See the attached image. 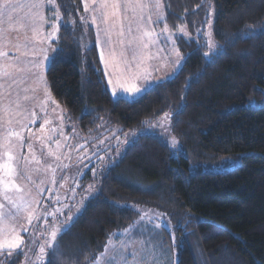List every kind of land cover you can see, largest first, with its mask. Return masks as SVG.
I'll use <instances>...</instances> for the list:
<instances>
[{
	"label": "trees",
	"instance_id": "obj_1",
	"mask_svg": "<svg viewBox=\"0 0 264 264\" xmlns=\"http://www.w3.org/2000/svg\"><path fill=\"white\" fill-rule=\"evenodd\" d=\"M162 1L171 29L198 34L208 3ZM57 4L66 27L46 71L50 93L84 134L111 126L142 133L99 177V193L58 245L63 255L46 249L42 264H89L86 256L98 257L115 231L134 224L131 203L171 218L179 264H264V0H210L219 51L204 57L202 37L179 36L181 70L132 101L112 95L94 29L81 39L73 30L83 0ZM165 112L175 113L180 156L158 134L144 133ZM226 156L239 157V165L225 172L206 167ZM16 258L4 264H22Z\"/></svg>",
	"mask_w": 264,
	"mask_h": 264
},
{
	"label": "rangeland",
	"instance_id": "obj_2",
	"mask_svg": "<svg viewBox=\"0 0 264 264\" xmlns=\"http://www.w3.org/2000/svg\"><path fill=\"white\" fill-rule=\"evenodd\" d=\"M34 2L35 0H14V3L19 7L11 13L13 17L11 24L8 21L7 14L0 17V52L7 53V56H0V69L13 71V67H8L9 65L14 66L16 69L31 68L32 63L39 65L38 68L32 69V71L39 74L35 78H31V73L27 71L14 72L17 77V84L13 85L11 90V100H17L18 94L19 102L23 105V108L18 112L16 105L9 100L7 78L0 74V83L5 85L0 88V145L7 144L5 133L10 128L19 131L24 137L23 142L17 141L15 137L11 138L14 145L11 153L13 155L11 165L16 171L10 179L21 188V191L17 192L15 189L10 188L7 195L17 200L21 195H24L25 199L36 197L39 200L38 204L33 205L35 208L34 216H38L39 219H33L32 223L28 224L27 214L21 213V216L24 217L21 222L28 228V231L19 228L17 231L23 237L24 243L20 248L13 251L11 257L0 255L2 264L8 260V263H10L17 257L14 256L20 252H22L20 256L23 257L22 264H42L44 256L40 255V245L49 238L47 233L53 223L52 215H47V223L45 222V211H54L60 208L62 204L79 206V201L84 196L83 190L89 185H94L96 189H99L98 186L96 187L99 177L102 178V175L107 173L112 163H114V159H118L142 133L138 130L123 132L118 126H111L103 128L98 134H84L76 122L71 119L67 109L54 99L48 87L46 71L54 58L56 43L59 41L62 27H60L55 37H50L51 22L38 21L37 32L34 35L29 18L30 13L37 11L32 7ZM85 2H87L90 9L88 12H85ZM111 2L112 0H109L110 5ZM83 3L84 13L78 19L79 22H75L73 25V30L79 39L88 37L90 26L94 29L97 39L99 34L98 47L100 56L101 52L104 53L102 63L105 66L106 78L111 92L113 93V84L116 83L117 76H119L125 87L135 85V87L141 89L140 92L134 93L125 91L124 87H117V94L114 97L132 101L156 85L175 77L185 61V59L182 61L180 69L173 72V69L176 68L174 49L179 50L181 56L185 58L177 43L179 36L186 38L188 41L191 39L199 41V38L202 37L205 42L216 45L215 52L210 54L219 51V43L216 41L213 32L216 13L214 9L212 15H208V4L205 18L203 17L197 22L200 30L197 35L192 37L187 29L188 35L185 36L179 32V28L173 30L166 23L162 0L159 10L155 9L154 0H120L121 8L117 11L116 16L112 18L115 21V28L112 32L111 39L113 43L110 47L115 53V59H110L109 49L102 46L106 38L104 29L108 25L101 22L99 11H91V9L98 7L97 4H94L92 0H83ZM38 10L40 15L49 18L53 16L55 9L51 6L45 7L42 5ZM107 11H112L111 6ZM160 14L164 18L158 20ZM94 15L96 16L95 24L92 23ZM141 15L145 17L146 21L151 16L152 22H146L143 28L138 31V25L140 24L138 18ZM81 17H84V21H81ZM205 21L211 23L212 27L209 28L208 23H205ZM59 23L63 24L62 16ZM165 23L168 26L167 32L163 31ZM121 24L125 28V36L122 38L117 35ZM129 25L132 28L131 34L127 33ZM145 29L153 32L152 37L144 38L145 42L148 43V48L138 50V59L131 61L133 53L130 48L135 47V44L139 42L135 41L133 45L129 46L127 41L132 36L141 34ZM10 31L13 33H8ZM119 39H123L125 43L119 44L117 42ZM13 43L19 44V49L13 47ZM121 52L124 53L125 58L132 62L133 71L131 73L124 71V65L120 62ZM45 57H49V59L46 60ZM110 80L112 83H109ZM25 95L29 97L27 101L23 99ZM14 112L17 114H13ZM9 120H13L14 123L10 125ZM15 121L19 123H15ZM45 121H48V123H45ZM42 125L43 127H41ZM152 125L158 126H150L144 130V133L158 134L170 147L174 156H180L182 153L181 143L172 130L171 120L162 118ZM126 137L128 143H125ZM173 138L175 146H173ZM56 141L60 142L59 145ZM29 145H31V151ZM3 153L4 148L0 147V163L7 162V156ZM57 156L60 159H56ZM239 162L240 158L237 156H226L211 162L209 165L207 164L206 167L214 172H225L235 168L239 165ZM17 173H23V178L18 177ZM3 179H5L3 171L0 170V180ZM72 189H75L76 196L74 199L69 200L68 198L73 196ZM29 190L31 196L27 195ZM98 193L99 191L94 192L84 201L79 213H76V219L85 209L87 203ZM5 194L4 185L0 183V204L4 205L0 212L5 214L6 221L5 224H0V228L6 227L8 214L16 212V209L5 199ZM57 198H59L60 203H56ZM129 205L138 212V217L130 227L115 231L111 235L109 239L112 242L109 249L110 254H117L118 256L119 253L124 252L127 255L129 264H132L131 252L133 250L132 245L135 243L137 249L141 245L143 246V251L139 255L145 264H175L179 258L180 237L171 218L158 208L135 203ZM75 211L76 208L73 207V212L75 213ZM57 217V223L65 218L59 216L58 213ZM141 217H143L142 220ZM156 225H159V227H156ZM124 245H128L127 249L123 248ZM4 251L7 252L6 249Z\"/></svg>",
	"mask_w": 264,
	"mask_h": 264
},
{
	"label": "snow or ice",
	"instance_id": "obj_3",
	"mask_svg": "<svg viewBox=\"0 0 264 264\" xmlns=\"http://www.w3.org/2000/svg\"><path fill=\"white\" fill-rule=\"evenodd\" d=\"M94 4H97L98 7L91 9L92 12H100V17H101V22L104 23L105 25H108L104 29V35H105V40L103 42V47H107L109 49V58L110 59H115V53L111 49L110 45H112L113 41L111 39L112 37V32L113 29L115 28V21L112 19L113 17L116 16L117 11L121 8V3L120 0H112L111 5L109 4V0H92ZM205 3H208L209 5V12L208 15L211 16L212 12L214 11V6L210 4V0H204ZM45 6V7H54V12L53 16L46 18L45 16L40 15L39 13V8L40 6ZM161 5V0H154V7L156 10H159ZM111 6L112 11L108 12L107 9ZM19 5L14 3V0H0V17L5 16L7 14V18L9 23H12L13 17L11 15L12 12H14ZM33 8L37 9V11L30 13L29 18L31 20L32 24V31L33 34L37 32V22L41 21L44 23L51 22L52 24V31L49 33L50 37H55L56 33L59 31L60 27H66L62 23H59L61 21V13H60V6L57 4V0H35V2L32 5ZM51 10V8H50ZM90 11L88 8L87 2H85V12ZM163 15L160 14L158 16L159 19H163ZM140 24L138 25V31L140 28H143V25L146 22H152L151 21V16L147 18V21L143 15H141L139 18ZM81 21H84V17H81ZM72 24H75V21L71 22ZM92 23H96V16L94 15L92 17ZM205 23H208V27L211 28L212 25L208 21H205ZM23 27V25H21ZM251 28V26H249ZM179 32L183 33L185 36L188 35L186 31V26H181L179 29ZM164 32L168 31V26L165 23L164 27ZM255 31V29H253ZM262 34H264V30H261ZM127 33L131 34L132 33V28L129 25L127 28ZM249 35L252 34V32L248 33ZM118 37L122 38L125 36V28L123 24L120 25L119 31L117 33ZM210 35V33H209ZM153 32L149 30H143L141 34L132 36L131 39L127 41L128 45L131 46L135 41H138L139 43L135 44V47L130 48L132 54L131 61H136L138 59V50L140 49H147L148 48V43L145 42V37H152ZM167 39V37H166ZM119 44H124L125 41L123 39H119L117 41ZM97 43H99V34H98V39ZM206 46L208 47L209 51L204 52L203 55L204 57H209L210 53L215 52L216 50V45L213 43L205 42ZM13 47H16L19 49V44L13 43ZM175 55H176V60L174 61V64L176 65V68L173 69V72H175L177 69H180L182 67V61H184V57L181 56L179 50H175ZM0 56H7V53L0 52ZM121 56V63L124 65V71L127 72H132L133 71V66L132 62H130L127 58L124 57V53H120ZM18 60V58H16ZM45 59H49V57H45ZM101 59H104V53L101 52ZM138 66V65H137ZM8 67H13V71H8V70H3L0 69V74H2L4 77L7 78V87L9 89V100L11 103H14L16 105L17 112L23 108V105L19 102V96L17 94V100L12 101L11 96H12V88L13 85L17 84V77L14 74L15 71H27L31 73V78H35L39 74L37 72L32 71V69L38 68L39 65L36 63L31 64V68L28 69H16L14 66L9 65ZM133 75H135L133 73ZM109 83H112L110 80ZM5 85L4 83H0V88H3ZM117 87H124V90L127 92H134L138 93L141 91L140 88L135 87V85H131L129 87H125L121 81L119 76H117L116 83L113 84V96H116L117 94ZM27 91V90H25ZM25 101L29 99L27 95L23 97ZM183 99V98H182ZM13 114H17L14 112ZM174 112H165L163 119L164 120H171L172 116L174 115ZM8 123L11 125L14 123L13 120H9ZM15 123H19L18 121H15ZM45 123H48V121H45ZM151 127H156L158 125H150ZM43 127V125L41 126ZM145 134H147L145 132ZM15 137L17 141L23 142L24 137L21 135L19 131L12 130L11 128L5 133V140H7V144L0 145V147L4 148V153L3 155L7 156V162L0 163V170L3 171L5 179L0 180V183L4 185L5 189V199L8 200L9 204L12 205L13 208L16 209L15 213H9L7 216V225L4 228H0V255H5L6 257H11L13 255V251L15 249H18L21 247V245L24 243L23 237L19 235V232L17 229L19 228L20 230L23 231H28V228L21 222L24 217L21 216V213H26V219L27 223L31 224L33 219H39L38 216H34L35 213V208L33 207L34 204H38L39 200L36 197H33L31 199H25L24 195H21L19 199H14L11 196L7 195V191L12 188L15 189L17 192L21 191V188L18 187L11 179L10 177L13 176L14 170L11 162L13 161V155L12 153V148L14 145L11 142V138ZM56 143L59 145V141H56ZM125 143H128L127 137L125 139ZM173 146H175V140L173 138ZM82 147V146H81ZM29 150L31 151V145H29ZM56 159H60L59 156L56 157ZM103 159V158H101ZM53 171H55L53 169ZM95 170H94V175H95ZM18 177L23 178V173H17ZM55 183V181H53ZM79 187V185H77ZM73 191V196L69 197V200H72L76 196L75 189H72ZM84 196L81 197L79 201V206L76 205H71V204H62L60 208L55 209L54 211H45V222L47 223V215H52L53 216V223L50 227V231L47 233L48 239L44 241L43 244L40 245V255L44 256L46 254V249L49 250L47 254L51 257H56V256H62L63 251L58 245L60 244L62 237L70 232L71 228L74 226L76 222V213H79L80 208L84 205V201L91 196L94 192H98L99 189H96L94 185H89L87 188L84 190ZM28 196H31V191L29 190L27 193ZM56 203H60L59 198H57ZM4 207L3 204H0V209ZM73 207L76 208L75 213L73 212ZM57 213L59 216L65 217L63 220H60L57 223L58 217ZM141 220L143 217L140 218ZM5 214L0 212V224H5ZM156 227H159V225H156ZM35 243V241H33ZM112 242L109 240L108 244L105 245V250L100 254L99 257L91 258L85 257L86 261H89V264H129L127 255L124 252H121L118 254H110L109 249L111 246ZM128 245H124L123 248L127 249ZM132 264H145L144 261L141 260L139 253L143 251V246L139 249L136 248L135 243L132 245ZM7 250L5 252L4 250ZM2 264V262H0ZM62 264H78V261H68V262H62ZM175 264H179L178 260L175 262Z\"/></svg>",
	"mask_w": 264,
	"mask_h": 264
},
{
	"label": "crops",
	"instance_id": "obj_4",
	"mask_svg": "<svg viewBox=\"0 0 264 264\" xmlns=\"http://www.w3.org/2000/svg\"><path fill=\"white\" fill-rule=\"evenodd\" d=\"M83 4H84V3H83ZM8 33H10V34H11V33H13V32H11V31H10V32H8ZM98 48H99V47H98ZM103 65H104V64H103ZM104 67H105V66H104Z\"/></svg>",
	"mask_w": 264,
	"mask_h": 264
}]
</instances>
